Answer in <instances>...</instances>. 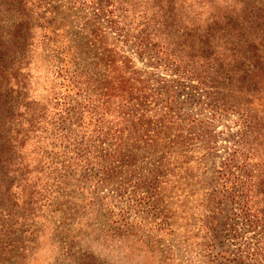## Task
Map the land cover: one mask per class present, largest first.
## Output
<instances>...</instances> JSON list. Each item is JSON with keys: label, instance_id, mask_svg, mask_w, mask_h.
I'll return each mask as SVG.
<instances>
[{"label": "trees", "instance_id": "trees-1", "mask_svg": "<svg viewBox=\"0 0 264 264\" xmlns=\"http://www.w3.org/2000/svg\"><path fill=\"white\" fill-rule=\"evenodd\" d=\"M183 183L212 264H264V0H0V264L151 251Z\"/></svg>", "mask_w": 264, "mask_h": 264}, {"label": "rangeland", "instance_id": "rangeland-1", "mask_svg": "<svg viewBox=\"0 0 264 264\" xmlns=\"http://www.w3.org/2000/svg\"><path fill=\"white\" fill-rule=\"evenodd\" d=\"M172 190L174 191L170 197H173V202L168 203L169 200L166 199V204L170 207L174 233L164 234L166 237H163L151 251L146 250L145 243L139 242V253L132 259L105 254L103 258L107 264H212L209 258L211 242L207 240L206 233L200 226L202 218L198 203L202 196L191 193V186L185 183ZM159 246L169 251L167 256L171 261L163 259ZM121 252L125 256L124 252ZM62 257L63 251L58 248L55 234L48 230L44 241L40 244L26 245L25 249L20 248L13 253L9 263L63 264Z\"/></svg>", "mask_w": 264, "mask_h": 264}]
</instances>
